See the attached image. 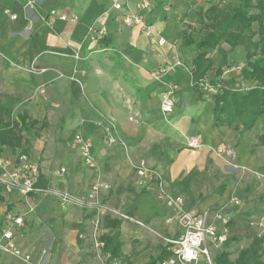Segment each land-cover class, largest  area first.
Segmentation results:
<instances>
[{
  "label": "crops",
  "instance_id": "1",
  "mask_svg": "<svg viewBox=\"0 0 264 264\" xmlns=\"http://www.w3.org/2000/svg\"><path fill=\"white\" fill-rule=\"evenodd\" d=\"M115 1L0 0V98L17 100L12 112L16 124L22 125L24 115L36 123L21 134L15 150L0 144V156L10 163L8 172L22 166L25 157L38 167L47 187L76 197L84 198L95 185H109L105 201L128 217L121 221L119 239L122 256L132 264L149 263L166 239L180 234L176 208L166 204L150 177L138 175L142 163L161 174L165 193L181 198L183 211L214 214L225 208L230 234L240 226L264 236V146L259 144L264 115L243 136L216 128L213 102L190 91L192 57L179 58L187 56L179 49L183 24L195 25L198 11L212 7L232 13L238 0H153L148 21L168 41L164 47L138 28L120 26L119 14L112 10ZM5 10L18 18L12 20ZM53 10L79 21L49 23ZM138 33L151 44L142 45ZM240 44L246 52L249 40L242 38ZM236 56L222 80L225 87L240 91L247 84L242 69L235 68ZM178 58L181 68L160 80L151 77L154 69ZM216 70L207 74V83L216 79ZM172 87L174 107L165 114L163 97ZM112 127L119 142L108 146ZM77 136L90 144L96 168L84 164ZM193 138L200 140V149L188 147ZM220 147L232 148L235 155H217ZM8 215L23 220L15 231L16 243L31 254L32 264H99L90 240L80 238L91 231L87 212L51 198L26 196L21 181L12 182L0 168V237L8 228ZM0 264L25 263L0 253ZM110 264H122V259Z\"/></svg>",
  "mask_w": 264,
  "mask_h": 264
},
{
  "label": "trees",
  "instance_id": "2",
  "mask_svg": "<svg viewBox=\"0 0 264 264\" xmlns=\"http://www.w3.org/2000/svg\"><path fill=\"white\" fill-rule=\"evenodd\" d=\"M197 15L200 38H195L193 25L183 24L181 41L183 49L194 51L190 65V91L195 92L199 98H205L206 93L200 84L216 67V79L212 85L218 88V93L209 97L214 104V125L220 130H234L238 132V136H243L249 133L257 120L264 115V0H238L232 13L212 7L207 11L199 10ZM254 25H257V30H254ZM244 37L249 40V47L245 52L246 65L241 70V75L247 87L238 91L225 87L222 78L224 73L232 68L230 56L235 54L240 40ZM223 44L229 47V51L221 48ZM16 105L17 100L14 97L4 95L0 98V144L11 150L21 145L23 132H29L36 126L28 115L21 117V126L12 120ZM259 144L264 146V136L259 138ZM38 186L47 187L41 176ZM136 203L137 196L130 206V216L136 209ZM120 225L121 221L117 219H106L105 227L109 232L103 238L104 253L110 255V262L122 259V264H132L128 257L122 256ZM239 227L235 229L244 231L250 237V246L240 250L236 259L231 260L228 248L233 241L239 239L230 236L223 246V251L215 255L214 264H264V236L249 233L248 227ZM167 256L166 247H162L157 256L147 264H157Z\"/></svg>",
  "mask_w": 264,
  "mask_h": 264
},
{
  "label": "built area",
  "instance_id": "3",
  "mask_svg": "<svg viewBox=\"0 0 264 264\" xmlns=\"http://www.w3.org/2000/svg\"><path fill=\"white\" fill-rule=\"evenodd\" d=\"M153 9V0H139L133 6L132 0H116L112 6L113 12L119 14L118 17L122 25L128 29L138 28L152 42L159 47H164L168 41L161 31L156 30L153 23L148 21V14ZM6 16L16 20L18 16L8 10L4 11ZM47 21L53 23L56 20L63 22H78L76 16L59 14L57 10L51 11L47 16ZM98 40L97 37L92 38ZM172 48L176 46L172 44ZM103 52L106 50L103 49ZM183 66L182 61L178 58L173 64H166L157 72H152L151 77L160 80L165 74L172 73ZM201 88L206 93V98L218 93V88L205 80L201 82ZM243 90V89H242ZM176 87H172L163 97V113H171L174 107L173 95ZM119 142L117 129L112 127L107 138V145L112 146ZM76 143L80 147L81 157L84 164L89 168H96L95 160L91 152L90 144L84 142L79 136L76 137ZM188 147L200 149L201 142L197 138L189 141ZM215 153L219 156L233 157L235 155L232 148L220 147ZM22 166L12 173L8 172L10 163L0 156V168L4 170L5 177L10 178L12 182L21 181L23 193L26 196L36 195L43 198L56 200L61 206H75L87 212L90 215V228L88 234H81V239H89L92 244V253L94 259L99 264H110V255L104 253L105 243L103 241L109 230L105 227L106 219H117L119 221L127 220L128 217L123 215L119 210L111 207L103 197V194L110 190L107 184H98L89 190L84 198H79L71 193L53 187H40L39 170L37 166L31 165L25 157L22 159ZM65 173V170H61ZM138 175L141 178L150 177V182H155L156 186L162 191V198L168 206L176 208V219L180 226V234L165 240V247L168 253L166 259L157 264H213V250H218L230 238L228 228L229 218L225 213V208L215 212L205 211L201 214H195L183 211V200L181 198H172L164 190V182L160 173L150 170L145 163L140 165ZM232 204L238 206V200H232ZM8 228L3 231L0 237V253H5L22 260L25 264H32L30 253H24L16 243V230L23 227L22 218H16L11 215L6 217Z\"/></svg>",
  "mask_w": 264,
  "mask_h": 264
},
{
  "label": "rangeland",
  "instance_id": "4",
  "mask_svg": "<svg viewBox=\"0 0 264 264\" xmlns=\"http://www.w3.org/2000/svg\"><path fill=\"white\" fill-rule=\"evenodd\" d=\"M231 11V10H230ZM194 12H196V10L194 11ZM121 24V23H120ZM120 26H122V24L120 25ZM194 26V36H195V38L198 40L199 38H200V36H201V32H200V25H199V23H198V21L196 22V24L195 25H193ZM253 28H254V30H257L258 29V27H257V25H254L253 26ZM126 33H127V31L126 30H124ZM244 38H246V37H244ZM136 39L137 40H140L141 41V43H142V45H144V46H146L147 45V43H149V44H151L149 41H147L142 35H140V33H138V35L136 36ZM243 44H240L239 46H238V48L236 49V52H235V56H236V54H238V56H236V58H235V60H234V65H235V68H237V67H240L241 69H243L244 67H245V51H243ZM221 48H223L224 50H226V51H229V47L227 46V45H222L221 46ZM148 49V48H147ZM179 49L180 50H182V47L180 46L179 47ZM184 51H186V54L185 55H187L186 57L183 55L182 56V58L181 57H179L181 60H185V59H189V57L191 56L192 57V59H193V57H194V51L192 50V49H189V50H185V49H183ZM156 52L157 53H159L160 55H161V57H163V55H164V53H163V51L162 50H156ZM180 54H181V52H179ZM181 56V55H180ZM189 56V57H188ZM234 56V54H232L231 56H230V60H231V58ZM238 57V58H237ZM154 58L155 59H157V60H159V57L157 56V54L156 55H154ZM236 59H238V60H236ZM156 62H158V61H156ZM160 70V67H158L157 69H154V71L156 72H158ZM247 87V86H246ZM245 87V88H246ZM242 89H244V86H242L241 87ZM236 230L237 229H233V230H231V236H233V237H236V238H238L239 240L238 241H233V243L230 245V247L228 248L230 251V254H231V260H235L236 259V257H237V254H238V252L241 250V248L242 249H245V248H247V247H249L250 246V244H251V239H250V237H248L247 236V234L245 235H243V236H241L240 234H237L236 233ZM250 232H251V229L249 230ZM232 238V237H231ZM221 251H223V247H221V248H219L218 250H213V255H212V257H213V264H214V258H215V255L217 254V253H219V252H221Z\"/></svg>",
  "mask_w": 264,
  "mask_h": 264
}]
</instances>
